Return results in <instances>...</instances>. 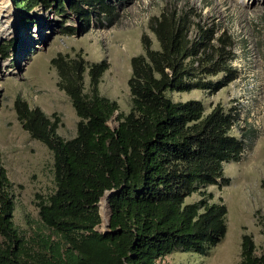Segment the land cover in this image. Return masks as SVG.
I'll return each mask as SVG.
<instances>
[{"label": "trees", "instance_id": "1", "mask_svg": "<svg viewBox=\"0 0 264 264\" xmlns=\"http://www.w3.org/2000/svg\"><path fill=\"white\" fill-rule=\"evenodd\" d=\"M114 1L12 4L29 9L52 2L58 11L76 16L84 31L91 17L100 26L102 19L112 23ZM146 27L156 46L141 33L142 50L128 57L126 111L98 91L106 60H87L80 50L48 58L54 84L77 117L72 135L55 131V111L46 114L13 97L20 127L50 151L53 187L42 197L34 194L38 223L23 234L11 220L13 183L0 162V264H161L158 259L176 249L204 254L223 236L225 205L210 200L203 187L225 184L222 162L236 160L242 151V139L229 132L234 107L215 102L203 112L199 99L172 100L169 92H213L232 80V37L192 6L174 2L150 15ZM7 45L0 44V54ZM114 112L116 123L109 126ZM258 185L264 197V173ZM108 189L107 228L99 230L97 201ZM192 191L199 197L184 201ZM260 232L258 250L250 233H240L235 264H264V226Z\"/></svg>", "mask_w": 264, "mask_h": 264}, {"label": "rangeland", "instance_id": "2", "mask_svg": "<svg viewBox=\"0 0 264 264\" xmlns=\"http://www.w3.org/2000/svg\"><path fill=\"white\" fill-rule=\"evenodd\" d=\"M171 2L190 5L219 29H225L233 40L231 48L236 50L237 66L234 65L236 76L213 92L191 88L171 90L169 96L172 100L197 98L203 104V112L215 102L224 108L233 106L236 114L229 132L242 139L243 148L236 160L222 162V174L228 178L225 184L209 183L203 187L211 192L210 200L225 205L223 236L204 254L176 249L158 261L235 264L239 235L243 231L250 233L258 250L260 226H264V197L258 185L264 173V0H116L112 23L102 19L100 26L91 17L84 31L76 16L58 11L52 2H40L24 9L13 6L12 0H0L11 16V27L0 36V44L8 43L0 54V162L13 183L11 220L21 233L27 234L38 223L34 194L44 196L53 183L50 151L20 127L12 108L13 97L18 95L28 106H37L46 114L55 111L59 117L55 131L63 137L72 135L77 117L65 93L54 84L55 72L48 58L57 51L71 55L80 50L87 60H106L107 67L97 83L98 91L113 98L117 110L126 111L128 57L142 50L141 33L150 38L152 47L156 46L146 27L147 19ZM64 26L72 27L73 32H64ZM247 46L253 47V59L252 53L249 55L245 50ZM256 58L260 63L252 62ZM86 81L84 71V88ZM114 114L107 120L109 126L116 123ZM198 197V192L192 191L184 201ZM101 198L103 195L97 201L99 230L104 227Z\"/></svg>", "mask_w": 264, "mask_h": 264}, {"label": "bare ground", "instance_id": "3", "mask_svg": "<svg viewBox=\"0 0 264 264\" xmlns=\"http://www.w3.org/2000/svg\"><path fill=\"white\" fill-rule=\"evenodd\" d=\"M3 8L4 6L0 5V25L2 27L0 29V36L5 35L2 32H5L7 28L11 27L9 23L11 21V16L10 14H8V11L4 10ZM100 206H101V210L103 211V219L105 220L106 204L104 198H102Z\"/></svg>", "mask_w": 264, "mask_h": 264}, {"label": "built area", "instance_id": "4", "mask_svg": "<svg viewBox=\"0 0 264 264\" xmlns=\"http://www.w3.org/2000/svg\"><path fill=\"white\" fill-rule=\"evenodd\" d=\"M245 48H246L245 50L248 51L249 55L252 53L251 58L253 59V58H254V55H253V47H252V46H247V47H245ZM231 49H232V48H231ZM235 51H236V50H234V49L231 50L232 55H231V58H230V60H229V64H230L231 66H233V67L236 69V67L234 66V65L237 66V63L235 62V60H236V53H235ZM252 62H257V64L260 63L259 60H258L257 58H256V60H254V61H252ZM234 111H235V108H234ZM235 114H236V113H235Z\"/></svg>", "mask_w": 264, "mask_h": 264}, {"label": "water", "instance_id": "5", "mask_svg": "<svg viewBox=\"0 0 264 264\" xmlns=\"http://www.w3.org/2000/svg\"><path fill=\"white\" fill-rule=\"evenodd\" d=\"M110 192H111V189L105 190V191L103 192V197H104L105 204H106V196H107ZM107 213H108V210H107ZM98 214H99V213H98ZM106 225H107V216L105 217V220H104V227H103V228L106 229V228H107Z\"/></svg>", "mask_w": 264, "mask_h": 264}]
</instances>
